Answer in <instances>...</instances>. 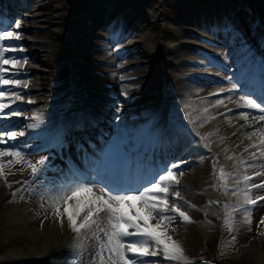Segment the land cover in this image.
Here are the masks:
<instances>
[{"label": "bare ground", "instance_id": "6f19581e", "mask_svg": "<svg viewBox=\"0 0 264 264\" xmlns=\"http://www.w3.org/2000/svg\"><path fill=\"white\" fill-rule=\"evenodd\" d=\"M71 1L0 0V28L2 30L3 27L8 28L14 22L9 30L18 31L21 34L19 40L5 41L6 47L17 49V51L6 53V58H15L20 61V64L16 65V68L20 70L10 71L7 77L28 82L27 88L23 86L12 88V91H19L25 99L16 101L9 109L4 110L5 113L13 110L21 111L25 115L9 119L0 118V127L24 131L23 137H18L17 140L9 143L17 146L28 145L26 148L22 147V151L29 154V159L36 161L42 157L47 158L43 173L37 178L38 182L33 185L36 189L34 192H22L15 198L11 195L22 186L24 180L31 179L28 171L8 176V182L12 184L11 189L3 180H0V251L3 249L2 243L6 242L7 235L11 237V239L8 238L11 240L10 243L18 237L24 242L23 245L9 252L0 264L5 262L7 264H73V261L78 259V250L73 247L75 237L68 227L67 216H64L62 226L60 218L55 217L50 210L45 212V209L41 208L42 201L38 193L54 188L55 184L51 182H63L66 177L71 176L70 170L64 169L61 165H70L69 151L71 148H77L73 144L80 140L76 134L83 133L85 129H91L94 125L96 127L98 122H101L103 127L101 131H105L106 124L109 126L107 129L109 137L102 147L101 156L96 157L97 159L98 156L101 157L97 171L104 173L110 169L112 180H116L118 168L122 169L124 174L127 173L128 177L130 176L127 177L128 180L133 178L134 181L146 180L145 177H149L152 169L166 164H180L178 174L179 171L184 173L179 177L180 193H185L190 198L188 202L196 205V208L190 209L181 203L179 207L182 211L187 210L186 212L190 213L188 215L192 222L184 223L178 219L168 226L167 234L179 241L185 253L188 250L196 252L191 254L190 258L198 264V254L205 255L204 244L209 245L213 242L207 239L210 238L214 226L207 222H217L219 219L212 207L205 208L207 202L216 200L220 202V207H223L224 204H237L242 200V197H234L230 202H222L220 198L213 197V194L211 196L203 192L210 191L211 185L215 183L212 176V163L218 160L228 172L243 171L242 167L238 169L233 165L238 159L250 160L249 153L244 150L251 141L246 139L245 134L257 126L255 124L247 126L245 121L239 119L238 113L243 109H237L233 102L224 99L229 93L209 94L217 92L220 88L230 87V85L224 86L229 83L224 77L231 76L232 81L235 82L241 79L239 94L252 92L254 97L264 95V92L260 94L264 91L262 90L264 51L259 49L264 48V29L259 27L253 30L257 36H254L255 44L246 41L245 33L249 28L244 25L232 24V28H229L237 33L230 39H227L226 35H221L226 27V17L233 13L232 9H235L237 0H186L189 5L184 9V14L179 12L182 18L175 21L176 24L173 26L160 16L163 13L162 11L158 13L153 0H144L150 9L137 12L135 22L130 24V29L125 35H112L111 30L116 23L121 22V26L124 25L125 10L128 7L125 0H81L84 7L77 18L74 15H66L63 10ZM138 3L140 0L135 1L136 5ZM50 8L58 12L53 15L50 11H44ZM21 9H27L28 12L21 15L19 21L21 27L16 29L17 17L9 22V16ZM243 11V7L236 11L240 14L236 19L237 22L244 20L241 14ZM256 12L258 16L264 15V9ZM54 17L59 21L57 20L53 26L60 27L65 21L67 30L73 26L72 22L79 19L92 26L82 37L76 34V37L70 41L71 39L66 38V32L61 31L62 28L59 31L55 27L54 30L48 27ZM189 22H193L202 29L207 28L215 38L203 35L195 29L190 30L187 25ZM135 23L139 25V30L132 26ZM71 33L74 36L76 32ZM193 39L208 41L210 45L199 44ZM125 41L127 43L123 44ZM240 41L244 45L241 51H244V47L246 51L249 49L246 56H242L243 52H237L236 46L239 43L237 45L235 43ZM233 54L236 58V66L229 57ZM250 54H253L251 59ZM198 56L204 57L205 60L198 61ZM238 57L243 61L241 64ZM212 66L215 71L210 69ZM197 67L205 71H194L198 69ZM165 68L177 69L175 72L177 74L170 75ZM150 77H153L154 81ZM160 77H165V82L169 84L164 89V92L169 94L167 96L160 94L156 97L160 88L158 83ZM151 87L154 91L150 89ZM148 88L151 90L149 96ZM0 90L7 91L8 87L0 86ZM29 98L34 103H28ZM217 99L224 100V103L218 107L209 108L210 114L214 115L215 119L202 127L197 122L193 131L188 115L187 119L180 120L183 127L176 123L175 113L178 110L191 112V119L195 120L201 115L203 108L209 107ZM70 102L78 103V106L68 110L72 106ZM185 105L189 107L185 108ZM104 109L107 111L103 113V116L107 119L101 121L103 118L101 111ZM228 109L232 111L229 112ZM249 111L253 116L259 115L255 110ZM33 112L44 114L43 123L35 129L25 127L35 122L28 119ZM222 113L224 115H221ZM63 114L65 115L62 116ZM172 114L176 115L175 118ZM63 118L66 119L64 131L63 125L62 127L56 125V122ZM228 118H231V124ZM242 124L246 126L240 128L239 125ZM55 130L60 132L55 133ZM196 132L202 135L215 132L208 138L212 145L211 150L202 147L197 141L199 136ZM73 133L75 137H72ZM88 135L94 137L95 134ZM220 137H225L223 143L220 142ZM160 138L162 141L159 143ZM253 139L258 141L259 137ZM182 140L185 145L176 151ZM150 148L151 154L155 156L153 160L147 159ZM225 148L228 151H225ZM89 149L88 143L83 148L76 149L78 162L83 163L81 169L78 168L84 176L88 175L91 168L87 165L92 160H88ZM253 150L250 149L249 152ZM132 151H136V154L132 157L127 155L124 159L125 165L121 168L119 164L122 161L117 162L119 155ZM233 154L235 159H226ZM141 155L143 160L151 165L145 177L135 173L136 166L138 170L143 162L137 158ZM167 156L170 158L169 161L166 160ZM78 162L77 166H80ZM19 167L21 166L15 165V168ZM70 168L74 169L71 166ZM258 170L264 173V168L261 167L247 169V174L253 177L250 183L264 182V175H254ZM43 177L45 178L42 179ZM118 178L121 181L122 178L119 176ZM47 181L49 184H46ZM185 182L192 183V187H188ZM176 190V188L169 190V206L173 202L171 193ZM261 191L262 195L258 193ZM20 195L25 198L20 199ZM252 196L253 198L264 196V189H254ZM261 203L264 201H259L257 204ZM263 205L251 209L250 225L244 222L243 213L237 210L234 213L235 232L228 230V235H222L231 237L234 234L242 243H248L244 248L247 253H256L254 245L259 240L258 237L253 236V233L260 226L261 218L264 217ZM258 207L259 213L256 215L255 209ZM155 222V220L152 221L153 224ZM86 243L90 245L91 241ZM57 251H61L60 256L56 254ZM252 253L251 256H254ZM151 259L156 260L157 264H176V262L165 261L161 257ZM89 260L90 256L85 254L83 264H89Z\"/></svg>", "mask_w": 264, "mask_h": 264}, {"label": "snow or ice", "instance_id": "6c2138e0", "mask_svg": "<svg viewBox=\"0 0 264 264\" xmlns=\"http://www.w3.org/2000/svg\"><path fill=\"white\" fill-rule=\"evenodd\" d=\"M20 27V22L16 21L15 28ZM20 38L21 34L18 31H0V86L8 87L7 91L0 90V118L4 119L25 115L21 111L13 110L7 113L4 111L16 101L25 99L19 91H12V88L28 87L27 81L7 77L10 71L20 70L16 68L20 61L15 58H6V53L17 51V49L6 47L5 41ZM6 65L9 67H5ZM224 79L231 86L220 88L209 95L229 93L224 99L233 102L237 109H243L238 113L239 119L245 121L247 126L257 125L245 134L246 139L251 141L244 150L249 153L250 160L238 159L233 165L238 169L242 167L243 171L228 172L218 160L212 163V176L215 179V183L211 185L212 189L223 192L225 195L230 192L233 197H242L237 204L223 205L224 226L234 233V213L237 210L241 211L244 215V222L250 225L251 209L259 201H264V196L255 198L252 196L254 189H264V182L250 183L253 177L247 174V169L258 166L264 168V123H260L264 122V95L254 98L252 92L239 94L240 84L233 83L231 76H226ZM6 100L8 102H5ZM28 103H34V101L29 98ZM223 103L222 99L215 100L209 107L203 108L201 115L195 120L191 119V112H189V122L193 125V131H195L197 122L202 127L205 123L215 119V116L210 114L209 108L218 107ZM188 107L189 105H185V108ZM249 110H255L259 115L253 116ZM228 111L231 112L232 109ZM28 119L35 122L25 127L35 129L43 123L44 114L33 112ZM228 119L231 124V118ZM246 125L242 124L239 127L243 128ZM214 134L215 132H209L202 135L196 132L202 147L208 150H211L212 146L208 138ZM24 135V131H13L7 127H0V180H3L11 189L12 184L8 182L9 175L28 171L31 176V179L24 180L22 186L11 193L13 198L22 192L31 193L36 190L33 185L38 182L37 178L43 173L47 159L42 157L33 161L22 151V147L26 148L28 145L17 146L9 143ZM254 137H259L258 141L253 139ZM224 139L225 137H220V142L223 143ZM250 149L254 150L249 152ZM225 151L228 149L225 148ZM5 157H10V159H5ZM226 159H235V154L227 156ZM15 165L21 167L15 168ZM179 168V163L166 164L150 173L146 180L112 184L99 179L98 174L91 168L87 176L73 172L63 182H51L55 184L54 188L38 193L42 201L41 208L45 209V212L50 210L55 217L60 218L62 226L63 218L67 216L68 227L75 237L73 247L78 250V259L74 260L73 264H83L85 254L90 256L89 264H157L156 260L151 259L155 257H161L165 261L176 262V264H196L195 260L185 254L179 241L167 234L168 226L178 219L184 223L192 222L188 213L179 207L181 203L190 209L196 208V205L190 204L181 196L179 177L184 173L179 171L178 174ZM254 175L261 176L264 173L256 172ZM229 180L234 183L230 185ZM16 183L21 182L16 181ZM171 188L177 190L171 193L173 202L169 206ZM24 198L20 195V199ZM219 204V201L209 200L205 208ZM153 220L156 221L155 224L152 223ZM260 223H264V217L261 218ZM260 234L264 235V232ZM235 239L236 236L233 234L230 242H234ZM86 241H91V244H87Z\"/></svg>", "mask_w": 264, "mask_h": 264}, {"label": "rangeland", "instance_id": "374dc122", "mask_svg": "<svg viewBox=\"0 0 264 264\" xmlns=\"http://www.w3.org/2000/svg\"><path fill=\"white\" fill-rule=\"evenodd\" d=\"M125 1L124 2L128 5V7H127L128 9L126 8V10H125V18L123 20L124 25L121 26V22L116 23V25L111 30L112 34L113 33L120 34L121 36L125 35L128 32V30L130 29V24L135 22L136 17H137L136 16L137 12L140 11V10L143 11L145 9L148 11L149 5H148V3H144V0L143 1L140 0V3H138L137 5L135 4L136 0H131V1L130 0H125ZM240 3H241V5H240ZM153 4L155 5V8L158 11V13L162 11L163 15H160V16L166 22H168L170 25L172 24L171 26L176 24L175 21H177V20L179 21V19L182 18V16L179 15V12H182V13H183V11L185 12L184 9L186 8L187 5H189L186 0H153ZM234 6H235V8H237V6H238V10L240 9V7L241 8L243 7L244 11L241 14L244 16V20H241V21L237 22L235 19H237V17L240 15V14H238L236 17H234V20L232 19V21H233V23L238 24L239 26L240 25H244L247 28H249L247 30L248 32L245 33V37L247 39L246 41L251 43L252 40H253L252 37L254 36V34L250 30L249 26L252 23L253 19H256V22L261 21V22L264 23V15L258 16V14L256 12L257 10L264 9V0H242V1L241 0H237V2L235 3ZM75 7H76V9H75ZM83 7L84 6H83L81 0H72L71 3L70 4L68 3L66 5V8H64L63 10L66 13V15L67 14L68 15H74L77 18L78 14H80L79 13L80 10ZM44 11H46V12L50 11V12L53 13V15L56 12H58L57 10H54L53 8H50L49 10L46 9ZM44 11H42V12L44 13ZM57 20L59 21V19H57L55 17L52 18L51 19V23L48 24V27H50L52 30H54L56 28L59 31L62 28L61 31L66 32V36H67L66 38H68V40L71 39L70 41H72L74 39L72 37V35H73L71 33L72 31L73 32H77L82 37L84 34H86L90 30V28L92 26V25L83 23L82 22L83 20L79 19V20H76V22H72L73 26H71V28H68V30H67V28H66L67 25H66L65 21L62 22L60 27L53 26L54 23ZM45 24L47 25V23H45ZM135 24H133L132 26H134L136 30L137 29L139 30L140 22H139V25H137V24L135 25ZM187 25L189 26L190 30L195 28L193 26L194 24H192V22H189ZM260 25L261 24H259V23H254V25L252 26V29H254V28H256L257 26H260ZM262 25H264V24H262ZM185 27H187V26H185ZM193 40H196V39H193ZM196 41L198 43H204L205 45L207 44L206 41H202L201 39H197ZM126 43H127V41L123 42V44H126ZM237 43H239V45H237ZM241 43H242L241 41L240 42H236V45H237L236 47L238 48L237 52H240V53L243 52L242 56H246L249 53V49H248V51H246V47H244L245 48L244 51H241V49L243 50V46H244ZM120 46H122V45L120 44ZM237 52H235V53H237ZM115 57L117 58V56H115ZM165 70H166L167 73H169V71H170L169 68L168 69L165 68ZM199 70H201V68ZM152 78L153 77H150V79H152ZM164 78L160 77V79L158 81V83L160 85V88L157 91L156 97H159L160 94L166 95V93L164 92V89L169 84L167 82H165ZM152 80L154 81V78ZM221 85L223 86V84H220V86ZM226 85L227 84H225L224 86H226ZM150 89L152 90V87ZM150 89L148 88V96L150 95V91H151ZM152 91H154V89ZM129 92H132V91H129ZM153 97H154V95H153ZM148 99H149V97H148ZM71 105H72V103H71ZM175 114L177 115V116L175 115L176 119L179 121V120L187 119L188 112H185V111H182V110H178ZM175 116L172 114V117L175 118ZM242 138H243V136H242ZM26 156L29 158L28 154H26ZM261 171L262 170H260V171L258 170L257 172H261ZM230 182H233V181L229 180V183ZM185 183L188 185V187H192V185H193L190 182H185ZM210 192H211V196L213 194V197L220 198L222 200V202H230L234 198L230 194V192L227 195H225V194H223V192H217V191L213 190L212 187H211ZM258 193L259 194H263L262 191L258 192ZM181 196H183V199L186 200V201L190 200V198L185 193L181 192ZM263 204L264 203H261L259 205H263ZM259 205L257 204L255 206L257 207ZM211 207H212L213 211L217 214L219 219L217 220V222L211 221V223H210L212 226H214L212 230H213L215 235L213 236V232H212V234H211L212 236L210 235V238L207 239V240H212L213 241L211 244L206 245V244H204L206 242L202 243V244L205 245L204 248L206 250L205 251V255L206 256L204 254H202V253L198 254L200 264H264V247H263L264 246V235L259 234V233L264 232L263 231L264 230V224L261 227V224H262L261 223L260 226L258 227V229L255 230L256 233L255 232L253 233V236L254 237H258L257 239L259 241L257 243H255V245H254L257 252L256 253H252L251 252L252 254H254V256H251V253H247L246 250L244 249L246 244L248 245L247 242H243L242 243L238 239V237H236L234 242H230V237H224L222 235L224 233L226 235L229 234L228 228L226 229V227L224 226V221H223L224 211H223V207H220V204L219 205H213ZM255 211H256V215H258L257 213H259V207L257 209H255ZM187 213L190 214L189 212H187ZM221 225H222V227H221ZM7 236L8 237L6 239V242L2 243L3 244V246H2L3 249L0 251V262H1V260H3L5 258V256L9 252L13 251L14 249H17L19 246L24 244L23 240L20 237L16 238L14 241L12 240V243H10L11 240H9V239H11V237L9 235H7ZM222 242H223V246H222ZM57 248L58 247H56V249ZM202 248H203V246H202ZM60 252L61 251H57L56 254L60 256ZM195 253L196 252H192V251L188 250V252H186L185 254L188 257H190L191 254H195ZM4 264H7V263L5 262Z\"/></svg>", "mask_w": 264, "mask_h": 264}]
</instances>
